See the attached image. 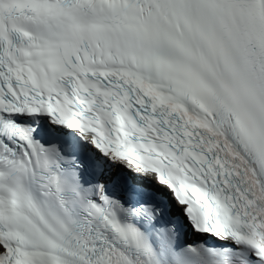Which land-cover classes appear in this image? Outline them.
I'll return each instance as SVG.
<instances>
[{"label":"snow or ice","instance_id":"6c2138e0","mask_svg":"<svg viewBox=\"0 0 264 264\" xmlns=\"http://www.w3.org/2000/svg\"><path fill=\"white\" fill-rule=\"evenodd\" d=\"M0 264H264V0H0Z\"/></svg>","mask_w":264,"mask_h":264}]
</instances>
